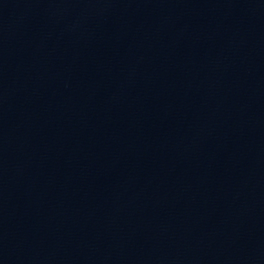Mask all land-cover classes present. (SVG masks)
I'll return each instance as SVG.
<instances>
[{
	"label": "water",
	"instance_id": "water-1",
	"mask_svg": "<svg viewBox=\"0 0 264 264\" xmlns=\"http://www.w3.org/2000/svg\"><path fill=\"white\" fill-rule=\"evenodd\" d=\"M0 264H264V0H0Z\"/></svg>",
	"mask_w": 264,
	"mask_h": 264
}]
</instances>
